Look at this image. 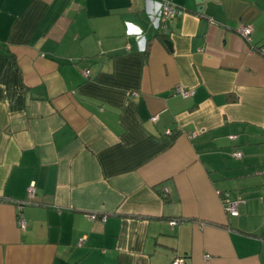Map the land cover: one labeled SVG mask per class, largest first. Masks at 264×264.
<instances>
[{
    "label": "crops",
    "instance_id": "obj_1",
    "mask_svg": "<svg viewBox=\"0 0 264 264\" xmlns=\"http://www.w3.org/2000/svg\"><path fill=\"white\" fill-rule=\"evenodd\" d=\"M162 1L0 0V264H264V0Z\"/></svg>",
    "mask_w": 264,
    "mask_h": 264
},
{
    "label": "built area",
    "instance_id": "obj_2",
    "mask_svg": "<svg viewBox=\"0 0 264 264\" xmlns=\"http://www.w3.org/2000/svg\"><path fill=\"white\" fill-rule=\"evenodd\" d=\"M160 8H159V12H158V21L162 22L163 24L168 22L169 20L173 19L175 16L179 15L181 12H179V8L173 4L170 1L164 0L159 4ZM160 24V23H159ZM240 35L245 38L247 41H251V28L250 27H242L239 30ZM84 76L88 77L89 76V72L86 71L84 73ZM179 95H181L184 98H189L194 94L193 90H186L184 88H177L176 91ZM157 120V117L154 116L151 118L152 122H155ZM167 134H170L169 132H167ZM231 140H235L237 139V136H231L230 137ZM234 157L237 159L241 158V154L240 153H235ZM34 194V187L33 186H29L28 188V195L30 197H32ZM221 199L223 201V205H224V212L225 215L231 219V218H236L239 216V207L241 205H243L245 203L244 200H242L241 198H230L229 195L227 193H223L221 196ZM105 221V219H104ZM177 224L176 221H172L171 222V226H175ZM19 225L21 227H24V222L23 221H19ZM183 260L182 259H177L175 260L172 264H182Z\"/></svg>",
    "mask_w": 264,
    "mask_h": 264
},
{
    "label": "water",
    "instance_id": "obj_3",
    "mask_svg": "<svg viewBox=\"0 0 264 264\" xmlns=\"http://www.w3.org/2000/svg\"><path fill=\"white\" fill-rule=\"evenodd\" d=\"M207 1H209V0H197L196 1V4L199 6V10H201V12L205 8V3ZM165 44L167 45V47H170V42L166 41Z\"/></svg>",
    "mask_w": 264,
    "mask_h": 264
},
{
    "label": "trees",
    "instance_id": "obj_4",
    "mask_svg": "<svg viewBox=\"0 0 264 264\" xmlns=\"http://www.w3.org/2000/svg\"><path fill=\"white\" fill-rule=\"evenodd\" d=\"M261 51H264V49H262ZM176 222H177V221H176ZM178 223H179V222H177V224H178ZM177 224H176V225H177ZM262 235H264V234H262ZM262 238H264V236H262Z\"/></svg>",
    "mask_w": 264,
    "mask_h": 264
}]
</instances>
